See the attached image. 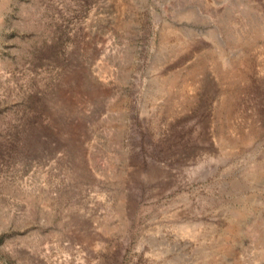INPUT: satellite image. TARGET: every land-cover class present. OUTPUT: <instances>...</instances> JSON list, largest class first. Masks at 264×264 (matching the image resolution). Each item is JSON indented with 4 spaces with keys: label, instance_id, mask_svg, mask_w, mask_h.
Here are the masks:
<instances>
[{
    "label": "rangeland",
    "instance_id": "rangeland-1",
    "mask_svg": "<svg viewBox=\"0 0 264 264\" xmlns=\"http://www.w3.org/2000/svg\"><path fill=\"white\" fill-rule=\"evenodd\" d=\"M0 264H264V0H0Z\"/></svg>",
    "mask_w": 264,
    "mask_h": 264
}]
</instances>
